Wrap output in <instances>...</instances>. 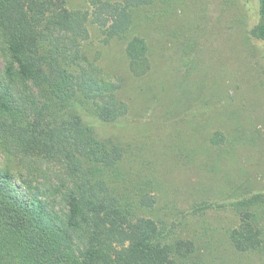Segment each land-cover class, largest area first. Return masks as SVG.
Masks as SVG:
<instances>
[{"label":"rangeland","instance_id":"obj_1","mask_svg":"<svg viewBox=\"0 0 264 264\" xmlns=\"http://www.w3.org/2000/svg\"><path fill=\"white\" fill-rule=\"evenodd\" d=\"M50 1L89 11L81 47L91 62L84 65L102 69L104 81L92 103L108 97V115L125 111L113 121L89 119L122 166L143 162L136 176L117 174L118 185L145 187L144 213L175 224L169 243L182 242L179 264H264V55L263 43L249 36L258 0ZM137 34L151 46V68L141 76L125 51ZM216 132L225 135L219 144L211 141ZM20 157L33 194L53 189L65 205L59 164L28 150ZM244 222L261 229L249 244L237 235Z\"/></svg>","mask_w":264,"mask_h":264},{"label":"trees","instance_id":"obj_2","mask_svg":"<svg viewBox=\"0 0 264 264\" xmlns=\"http://www.w3.org/2000/svg\"><path fill=\"white\" fill-rule=\"evenodd\" d=\"M50 2L0 0V264H179L182 242L169 243L175 224L161 225L144 213L145 187L134 184L133 193L134 187L118 185L117 174L136 176L143 162L128 159L122 166L89 119L113 121L125 113L120 108L108 115V97L92 103L104 81L102 69L84 65L91 62L81 47L89 11ZM258 14L249 36L263 43L264 55V0H258ZM127 19L134 21L133 11ZM125 51L134 75L150 70L145 36L134 35ZM224 139L216 132L211 141ZM26 150L51 167L59 164L65 205L53 189L33 194L19 171ZM260 232L244 222L237 235L250 242Z\"/></svg>","mask_w":264,"mask_h":264}]
</instances>
